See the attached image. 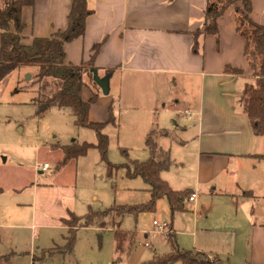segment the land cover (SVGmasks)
Returning <instances> with one entry per match:
<instances>
[{
    "label": "crops",
    "instance_id": "0c3cea01",
    "mask_svg": "<svg viewBox=\"0 0 264 264\" xmlns=\"http://www.w3.org/2000/svg\"><path fill=\"white\" fill-rule=\"evenodd\" d=\"M71 6L72 0H37L33 8H24V42L63 32ZM206 6L207 0H94L85 35L65 44L66 61H88L92 47L102 42L95 66L101 78L108 76V93L113 91L118 109L149 117L169 111L170 118H181L183 123L174 120V127L155 129L167 132L159 136L158 147L170 152L174 146L188 148L195 160L193 182L174 187L196 192L192 203L197 202L199 210L209 208L202 199L221 198L220 208L233 215L226 221L233 247L220 254L227 257L225 263L238 264L236 252L246 238L244 263L264 264V213L258 209L264 206V164L251 157L264 152V138L253 134L236 104L250 75L245 41L236 31L234 9H229L218 20L219 38L200 37L199 51L194 52V34L203 29ZM252 18L264 25V0H253ZM226 66L242 69L246 78L224 73ZM74 160L61 165L60 172ZM182 162L188 167L187 160ZM229 171L230 183L220 182ZM59 174L53 184L29 189L32 220L41 228L67 230L62 220L71 210L65 205L77 193ZM5 189L0 184V192ZM170 225L176 233L173 222Z\"/></svg>",
    "mask_w": 264,
    "mask_h": 264
},
{
    "label": "rangeland",
    "instance_id": "374dc122",
    "mask_svg": "<svg viewBox=\"0 0 264 264\" xmlns=\"http://www.w3.org/2000/svg\"><path fill=\"white\" fill-rule=\"evenodd\" d=\"M88 2L94 10V0ZM41 3L44 4L45 0ZM40 24H47L46 19ZM27 30L26 36L30 39L31 28ZM36 73L34 68L22 67L10 73L0 84V184L6 186L5 192H0V264H142L155 253L169 250L168 240L155 233V220L173 222L181 249L205 252L210 256L209 264H227L225 254H220L233 247L230 245L233 234L226 226V221L233 215L220 208L221 198L218 197H212L211 201L202 199L209 205L205 210H199L197 202L186 200L188 210L172 216L168 201L162 198L154 213L141 214L137 220L133 215H126L121 228L139 233L130 253L120 260L116 257L113 233L95 228L77 231L73 253L56 252L54 249L57 246L67 244L69 233L62 227L41 228L32 220L34 210L29 189L33 184H53V177L60 173V181H67L77 193L76 198L67 202L65 207L70 206L68 208L78 216L85 215L89 209L103 211L113 205L142 204L150 200L149 187L140 176H129L125 164L134 160L144 162L150 158L146 140L151 131L158 127H174V120H180L179 124L183 121L178 117L170 118L169 111L163 112V116L161 112L162 117L121 111L117 102L113 103V91L105 94L94 77L86 76L87 86L82 94L84 101L90 100L92 92L98 93L89 119L92 122H109L111 106L116 117V123H109L104 129L109 139L107 159L103 160L100 150L93 147L60 172L63 171L61 162L64 154L61 149H52V146L97 144L98 135L91 128L77 126L70 109L52 107L39 114L33 104L39 87ZM189 150L174 146L170 152L172 164L162 172V178L174 190V186L193 182L195 160ZM185 160L189 163L188 167L183 166L182 161ZM45 163L50 165L46 171L43 170ZM108 163L119 166L118 170L110 173ZM247 169L250 171L249 167ZM246 171L244 174L248 175ZM231 176L229 171L220 182L230 183ZM258 209L264 213L263 205H259ZM205 228L212 229L207 232ZM239 234H242L241 231ZM246 250L245 238L239 252H236L238 264H245L242 255ZM214 256L221 260L214 259Z\"/></svg>",
    "mask_w": 264,
    "mask_h": 264
},
{
    "label": "trees",
    "instance_id": "16d2710c",
    "mask_svg": "<svg viewBox=\"0 0 264 264\" xmlns=\"http://www.w3.org/2000/svg\"><path fill=\"white\" fill-rule=\"evenodd\" d=\"M37 0H0V84L13 71L22 67L37 70L36 78L39 84L37 97L33 104L38 113L43 114L52 107L70 109L75 117L77 126L95 130L98 143H84L78 145L52 146V149H61L64 154L62 165L70 160L85 156L90 148H98L102 159H107L109 139L104 129L109 123H116V117L110 108L109 122H92L89 119L92 104L98 99V93L92 92L89 101H84L83 90L87 86L86 76L93 77L95 59L102 42L92 47V55L88 61L74 64L66 61L65 44L82 38L86 33L87 18L93 13L88 0H72L68 15V26L60 33L49 37H36L31 43L24 42L23 32L25 25L22 20L23 9L34 7ZM229 9L235 12V27L237 33L244 39V56L250 68L249 78L237 98V107L249 120L253 134L264 138V25L252 18L253 0H207L203 29L195 32L193 51H199V38L215 36L219 38L218 20ZM98 70V69H97ZM226 74L246 78L242 69L226 66ZM18 91V89H15ZM167 135L165 130H153L146 140V147L150 152L147 161L138 160L126 163L127 173L131 177L140 176L148 185L151 194L150 200L137 205H113L103 211L89 209L78 216L69 211V216L62 220L69 236L67 244L56 247L58 253H73L76 233L79 229L95 228L108 230L115 239V253L120 260L126 253L129 254L132 245L137 242V230L121 228V222L126 215H133L137 220L139 215L154 213L159 200L165 198L171 210V215L186 211V200L192 190H174L162 178V172L167 171L171 164V153L158 147V136ZM251 157L264 161V152ZM109 172L118 170L119 166L108 163ZM251 194V193H250ZM147 237V235H146ZM169 242V250L155 253L154 256L142 264H209L210 256L201 251H187L181 249L177 243L175 232ZM216 260H221L214 256Z\"/></svg>",
    "mask_w": 264,
    "mask_h": 264
},
{
    "label": "built area",
    "instance_id": "2783aa9c",
    "mask_svg": "<svg viewBox=\"0 0 264 264\" xmlns=\"http://www.w3.org/2000/svg\"><path fill=\"white\" fill-rule=\"evenodd\" d=\"M185 112L187 113L188 111H185ZM49 168H50V165L48 163H45L43 165L44 171L48 170ZM197 197H198L197 193L193 192L189 196L188 200L190 202H194V201H196ZM153 224H154V229H155L156 234L163 235L166 240L171 239V237L174 234V230L172 229L171 225L168 222L155 220V221H153ZM146 246H149V244H146Z\"/></svg>",
    "mask_w": 264,
    "mask_h": 264
},
{
    "label": "water",
    "instance_id": "95a60500",
    "mask_svg": "<svg viewBox=\"0 0 264 264\" xmlns=\"http://www.w3.org/2000/svg\"><path fill=\"white\" fill-rule=\"evenodd\" d=\"M28 79L31 78V75L28 74L27 75ZM93 77H94V81L96 82V84L99 86V88L105 93L107 94L109 92V85H108V76L101 78L99 76L98 70L95 69L93 70Z\"/></svg>",
    "mask_w": 264,
    "mask_h": 264
}]
</instances>
